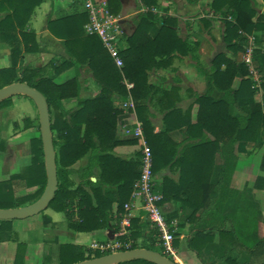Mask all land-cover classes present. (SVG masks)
<instances>
[{
    "label": "trees",
    "instance_id": "16d2710c",
    "mask_svg": "<svg viewBox=\"0 0 264 264\" xmlns=\"http://www.w3.org/2000/svg\"><path fill=\"white\" fill-rule=\"evenodd\" d=\"M7 13L0 20V41L10 47V65L0 68V88L14 82H23L39 90L47 103L50 129L55 150L57 188L47 208L62 212L67 226L76 232H90L108 226L116 215L115 232L119 230L124 204L129 200L133 184L140 173L139 139H117L116 118L121 112L117 99L126 100L130 94L144 138L152 153L155 169V149L149 132L151 126L143 115L145 98L153 91L148 84V71L153 67H166L174 52L187 54L192 49L189 42L176 33L174 18L159 16L152 11L158 0H140L148 9L133 19L131 32H126L119 45L123 61L117 67L100 39L82 30L88 22L87 13L77 12L48 20L49 31L63 39L68 59L50 61V74L45 66L21 65L22 49L36 50L35 34L25 30L34 8L44 0H1ZM110 13L120 12L119 0H105ZM6 3V4H5ZM224 6L227 9L224 10ZM208 8L222 15L223 38L232 54L218 53L211 61L210 72L205 74L208 90L222 92L214 98L206 92L196 98L199 104L197 121L208 131L202 139L215 145L223 162L217 166L211 203L203 216L208 218V227L192 229L187 247L202 260V264H264V236H259L256 211L252 207L236 209L233 202L239 192L231 185L235 167L234 144L238 141L264 143V50L263 39L258 38V47L253 52V63L260 76L263 103L254 102L258 87H254L248 67L235 59V54L244 52L247 35L264 32V14H257L252 0H210ZM231 15L232 20H227ZM65 28V32L57 29ZM86 66L98 83L100 90L94 97H79L77 76L62 82L55 80L65 68ZM240 77L236 88L232 86ZM124 81L132 82L128 91ZM76 98V106L65 109L63 101ZM12 99L6 98L0 106ZM247 99L243 113L235 111V104ZM173 110V109H172ZM170 111L171 114L174 111ZM167 114V115H168ZM37 119L38 135L30 138V162L22 173L11 174L0 180V208H15L29 205L42 194L46 185L44 154ZM22 129L34 126V120L24 117ZM17 126L18 123L14 122ZM166 130L169 127L166 126ZM135 146L134 155L123 158L115 153L117 146ZM260 168L264 171V153ZM91 177H96L94 181ZM20 179L27 188L37 187L32 193L15 195L12 182ZM78 179L79 182H76ZM254 186L264 189V175L255 179ZM231 198L229 214H224V203ZM193 210L191 214H195ZM13 219H0V234ZM127 239L131 248H146L161 253L156 244V230L147 220L134 216L130 219ZM175 233V239H176ZM174 239V246L177 245ZM21 247V246H19ZM23 248V246H22ZM19 249V248H18ZM17 254V253H16ZM102 254L87 247L72 243L59 245L58 264H70L98 257ZM17 256V255H16ZM116 264H155L144 259L122 261Z\"/></svg>",
    "mask_w": 264,
    "mask_h": 264
},
{
    "label": "crops",
    "instance_id": "0c3cea01",
    "mask_svg": "<svg viewBox=\"0 0 264 264\" xmlns=\"http://www.w3.org/2000/svg\"><path fill=\"white\" fill-rule=\"evenodd\" d=\"M119 2L121 7L117 16L120 17L125 31L131 32L134 26V16L146 11L148 7L144 6L140 0H119ZM209 2L210 0H158L157 7L152 8V11L159 16L175 19L177 35L187 40L192 49L187 54L174 52L166 67H153L148 71V84L153 87V91L145 98L143 111V115L147 116L151 126L149 135L153 149H155L154 187L163 196L162 210L165 216L170 220L175 219L178 223L175 239L177 242L175 263L178 264L203 263L196 253L187 247L186 243L192 234V229L201 226L208 227L210 224L203 213H206L211 203L209 196L214 190L217 166L224 161L218 156L213 143L203 142L202 139L208 131L197 121L199 104L196 98L206 92H210L208 94L214 98H219L222 95V92L218 90L207 91L208 81L205 74L210 72L212 59L218 53L232 54L223 38L225 19L222 15L209 10ZM252 4L257 14H264V0H252ZM3 5L4 3L0 0V7ZM6 9L4 6L3 11L0 10V20L7 13ZM225 9H227L226 6H224ZM84 11L83 0H44L39 6H36L25 25V30L34 32L39 52H25L23 50L21 64L38 67L46 63L45 72H51V60L68 59L69 55L63 39L57 38L49 31L48 20ZM232 19L231 15L227 16V20ZM84 25L82 30L86 32ZM57 31L64 33L65 28L57 29ZM250 36L254 38L256 47H258L257 40L261 37L263 39L261 47L264 50V32L250 34ZM242 54L243 52L235 54V59L242 61ZM8 64V46L0 41V68L8 66ZM73 76H77L79 82L80 98L94 97L99 92L98 83L84 65L79 68L75 66L65 68L56 76L55 80L62 82ZM239 80V76L234 78L232 83L234 88L237 87ZM17 96L32 100L25 95ZM252 100L263 103L260 85ZM125 101L127 98L126 100L117 99L116 103L122 109L125 107ZM246 101L247 99H240L238 104H235L234 110L242 114L243 108L247 107ZM76 102V98L67 99L63 101V106L65 109H71L76 106ZM131 103L132 106L126 105V107L128 106L127 109L121 110L116 118L117 139H139L141 141L144 139L142 126L137 118L133 102L131 101ZM171 110L174 112L168 114ZM36 116L25 117L33 119ZM14 122L18 123L15 120L13 125ZM19 124L20 122L17 126ZM166 126L169 127V130H166ZM21 130L12 137L19 138L21 133L32 129L21 128ZM258 142L259 140L256 142L238 141L234 144L235 167L230 183L239 192L238 200L233 202L236 207L235 210L252 207L257 215L258 234L264 236L262 229L264 226V204L262 205L264 189L254 186L257 176L264 175L257 174V172L262 173L260 161L264 153V151L262 154L260 153L259 161L257 150H263L264 147L259 148ZM134 149L135 146L133 145L122 144L117 146L115 153L123 158H130L134 155ZM130 201H132L131 195L127 202ZM231 204V198L228 197L224 203V214H229ZM193 210L196 211L194 215L191 214ZM134 214L143 220H147L141 209L134 210ZM42 217L43 229L47 231V228L54 221L48 214H43ZM26 220L28 219H13L5 224L6 231L0 236V264H58L60 244L82 245L76 243L78 241H60L59 237L52 235L53 241L57 243V250L54 255L39 256L29 252L32 244L39 245L41 241L44 242L46 239L42 236L43 232L39 231L37 238L29 229L24 235L28 241L17 243L18 233L24 229L20 224L28 222ZM65 222L67 223L66 218ZM116 223L117 217L114 214L108 221L107 227L90 231L89 244L94 241L113 239ZM27 227L29 226L27 225ZM46 231L45 235L47 236ZM83 234L84 232H77L76 240L83 238ZM9 241L16 242L17 249L20 248L22 253L16 254L12 249L11 253L4 254L5 250L8 249L7 242Z\"/></svg>",
    "mask_w": 264,
    "mask_h": 264
},
{
    "label": "built area",
    "instance_id": "2783aa9c",
    "mask_svg": "<svg viewBox=\"0 0 264 264\" xmlns=\"http://www.w3.org/2000/svg\"><path fill=\"white\" fill-rule=\"evenodd\" d=\"M83 8L88 16V22L84 25L86 33L96 35L115 65L121 67L123 61L119 55V45L126 31L121 24L120 17L110 13L105 0H83ZM255 48L254 38L247 35L242 62L248 67L254 87H258L260 85L259 74L253 65ZM124 84L128 91L133 87L132 82L124 81ZM131 101L132 98L128 94L124 106H132ZM140 142V173L133 184L132 201L124 204V213L119 220V230L115 232L113 239L91 242L89 248L92 251H100L102 255L132 249L131 240L126 238L130 219L135 216L134 210L141 209L150 227L156 230V244L161 249V253L175 262L174 239L178 223L175 219H167L162 210L163 196L154 187L152 153L145 138Z\"/></svg>",
    "mask_w": 264,
    "mask_h": 264
},
{
    "label": "rangeland",
    "instance_id": "374dc122",
    "mask_svg": "<svg viewBox=\"0 0 264 264\" xmlns=\"http://www.w3.org/2000/svg\"><path fill=\"white\" fill-rule=\"evenodd\" d=\"M35 44H36V50H34V52L36 51L39 52L38 51L39 49H37L38 44H37L36 36H35ZM8 49H9V54H10L9 46H8ZM8 65H10V57H9ZM21 65H22L21 62L19 61L17 64L18 70H20ZM46 73L50 74V72H46ZM259 79H260V76H259ZM19 97L20 96L14 95L12 96L11 100L5 102L3 105L0 106V180L7 179L11 174H16V173L20 174L23 172L25 167L30 162V156H31L30 155V138L38 135L37 119H36L37 117L36 114H38L37 113L38 111L36 110L37 108L35 106V103L32 100H29L28 98H19ZM127 107L125 106L121 110L127 109ZM25 116H29V117L36 116L35 118H33L34 126L31 127L32 130L21 133L19 138H13L12 137L13 135H16L18 134V132L22 131L21 130L22 128L21 120ZM15 120L18 121V123L20 122L19 126L13 125V121ZM261 147H264V143L260 144L259 148ZM263 151L264 149L257 150L258 152L257 157L259 161H260L259 155L260 153L262 154ZM257 174L258 175L264 174V172L263 171L262 173L257 172ZM91 179L95 180L96 177H92ZM75 180L76 182H79L78 179H75ZM36 188L37 187L27 188L24 185V182L20 179H16L12 182V189L15 192V195H22V194L24 195V193L26 194L32 193ZM263 196H264V190H263ZM263 204H264V201L262 202V205ZM43 214L50 215L54 221V223L50 224V226L47 228V231L43 229L44 227L42 224ZM26 219H28L26 220L28 222H23L25 224H20L21 226L24 227V229H22L21 233H18L17 243L19 241H26V240L28 241V238H25L24 235H26L25 232L29 229L33 231L36 237L39 236L38 235L39 231L43 232L42 236L46 240L44 242L41 241L39 245H36V243H34L35 245L32 244L29 249V252L36 253L39 256L47 255V254L54 255L56 253L57 243L53 241L54 235L59 237L60 241H68V242L78 241L76 243H80L82 245H88L90 242L89 232H84L83 234L84 237L76 240L77 237L75 235H77V232L68 228L67 223L65 222L64 214L62 212L55 211L52 208L44 209L37 214L27 217ZM263 221H264V216H263ZM27 225L29 227H27ZM262 229L264 231V226H262ZM45 231L48 234L47 236L45 235ZM1 235L2 234H0V236ZM7 243L9 246H8V249L5 250L4 254L11 253L12 249H13V252H16L18 254L22 253L20 248L17 249L18 245L16 242L12 243V241H9ZM89 245L84 246V248L87 247L88 249H90ZM94 252H98L99 254H101L100 251H97V250H95ZM175 254H177L176 246H175Z\"/></svg>",
    "mask_w": 264,
    "mask_h": 264
},
{
    "label": "water",
    "instance_id": "95a60500",
    "mask_svg": "<svg viewBox=\"0 0 264 264\" xmlns=\"http://www.w3.org/2000/svg\"><path fill=\"white\" fill-rule=\"evenodd\" d=\"M14 95H25L29 97L37 107L46 171V185L40 197L29 205L15 208H0V219H24L46 209L49 202L53 199L58 183L55 150L46 100L39 90L23 82H14L0 88V102ZM137 259H144L155 264H176L162 253L146 248L118 251L70 264H116L122 261Z\"/></svg>",
    "mask_w": 264,
    "mask_h": 264
}]
</instances>
